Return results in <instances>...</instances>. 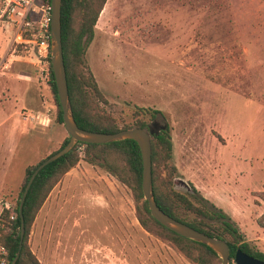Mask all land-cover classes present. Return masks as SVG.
Here are the masks:
<instances>
[{
  "label": "rangeland",
  "instance_id": "1",
  "mask_svg": "<svg viewBox=\"0 0 264 264\" xmlns=\"http://www.w3.org/2000/svg\"><path fill=\"white\" fill-rule=\"evenodd\" d=\"M15 36L0 21V214L16 205L27 167L69 136L48 57ZM85 59L119 126L171 127L176 188L264 251V0H107ZM79 152L28 236L42 264H196L141 225L131 187Z\"/></svg>",
  "mask_w": 264,
  "mask_h": 264
},
{
  "label": "trees",
  "instance_id": "2",
  "mask_svg": "<svg viewBox=\"0 0 264 264\" xmlns=\"http://www.w3.org/2000/svg\"><path fill=\"white\" fill-rule=\"evenodd\" d=\"M106 1H62L64 58L74 117L80 127L92 131L117 132L134 126L148 128L150 123L143 119L119 126L114 116L101 106L100 101L104 99V96L94 75L86 69V49L94 38L95 26ZM48 59L50 61L49 84L58 108L57 117L60 123H64L50 54ZM142 110L146 111L150 108H142ZM151 139L153 189L158 205L174 218L206 234L226 240L230 247L232 260L238 249L264 260V251L251 245L244 238L228 214L214 205L210 207L204 202L197 203L187 193L176 188L175 177L178 169L171 161L173 157L171 127L167 124V127L158 134H152ZM69 140L70 136L66 137L60 148L53 153L63 148ZM81 145L84 146L87 161L100 163L123 184L131 187L138 220L147 231L172 242L179 251L196 264L222 263L221 257L209 245L172 231L151 214L142 189L143 160L140 146L133 139H122L109 143L79 142L68 153L39 171L23 205L25 234L23 247L15 264H42L31 250L28 236L37 212L51 189L80 161L79 146ZM43 160L27 167L25 181L16 205L3 208L0 214V243L6 250V264L12 262L19 250L22 228L19 206L23 191L32 173ZM193 188L196 189L195 186ZM258 223L264 227V213L259 217ZM231 264L234 262L231 261Z\"/></svg>",
  "mask_w": 264,
  "mask_h": 264
},
{
  "label": "water",
  "instance_id": "3",
  "mask_svg": "<svg viewBox=\"0 0 264 264\" xmlns=\"http://www.w3.org/2000/svg\"><path fill=\"white\" fill-rule=\"evenodd\" d=\"M62 1L63 0H52L50 55L52 69L58 89V96L63 110L64 126L70 136V140L63 148L45 158L37 166L25 186L19 206L22 218L20 245L15 258L10 264L16 263L23 247L25 234L23 205L28 191L31 188L32 183L39 171L47 164L68 153L79 142L109 143L122 139H133L137 141L140 146L143 160L142 189L144 197L148 201L151 214L160 223L182 236L209 245L221 257V264H231V261H233L234 264H264V260L256 258L244 252L242 249H238L236 251L235 257L232 260L230 257V247L226 240L206 234L205 232H202L188 225L187 223L174 218L158 205L153 189L151 135L158 134L162 129H165L167 127V124L161 125L157 120H154L148 128L134 126L122 129L117 132L92 131L84 129L78 125L72 110L64 58V46L62 37Z\"/></svg>",
  "mask_w": 264,
  "mask_h": 264
},
{
  "label": "built area",
  "instance_id": "4",
  "mask_svg": "<svg viewBox=\"0 0 264 264\" xmlns=\"http://www.w3.org/2000/svg\"><path fill=\"white\" fill-rule=\"evenodd\" d=\"M0 21H6L16 30V42H35L48 57L51 45L52 0H0ZM27 30L33 38L25 37ZM3 64L0 63V69ZM0 264H6L1 260Z\"/></svg>",
  "mask_w": 264,
  "mask_h": 264
}]
</instances>
